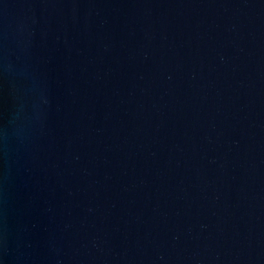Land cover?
<instances>
[{
	"label": "water",
	"instance_id": "water-1",
	"mask_svg": "<svg viewBox=\"0 0 264 264\" xmlns=\"http://www.w3.org/2000/svg\"><path fill=\"white\" fill-rule=\"evenodd\" d=\"M0 264H264V0H0Z\"/></svg>",
	"mask_w": 264,
	"mask_h": 264
}]
</instances>
